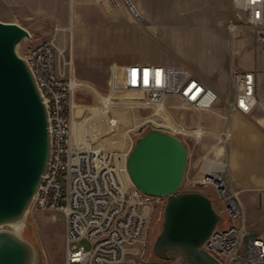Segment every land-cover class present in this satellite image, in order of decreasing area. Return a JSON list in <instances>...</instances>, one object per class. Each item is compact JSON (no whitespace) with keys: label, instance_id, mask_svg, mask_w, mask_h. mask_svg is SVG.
<instances>
[{"label":"built area","instance_id":"obj_1","mask_svg":"<svg viewBox=\"0 0 264 264\" xmlns=\"http://www.w3.org/2000/svg\"><path fill=\"white\" fill-rule=\"evenodd\" d=\"M92 2L113 7L120 4V0ZM232 7L229 31L235 35L252 30L256 47L264 51V0H232ZM22 44L21 54L29 62L47 104L51 134L49 167L32 206L64 214L66 253L62 264H129L130 253L135 255L132 264H179L147 258L144 207L161 197L145 194L133 183L124 186L113 151L75 139L76 110L84 111V120L80 121L85 126L88 113L75 100L83 84L73 72L72 59H58L56 64L64 51H57L52 37L34 44L31 34ZM129 72L132 87L143 93L145 107L168 111L167 99L172 96L181 108L200 112L212 109L219 101L217 90L184 65L138 63L130 65ZM258 72L257 68L241 69L232 61V95L222 129L211 131L201 123L191 126L173 120L163 129L187 145L189 157L207 136L214 138L201 153L191 184L216 192L213 204L223 221L202 248L217 258L218 264H264V229L254 231L248 226L240 191L230 179V161L225 156L231 114H247L258 105ZM114 99L113 92L99 96L101 113L114 104ZM92 116L90 112L88 118ZM82 240H87L90 247L79 245Z\"/></svg>","mask_w":264,"mask_h":264},{"label":"rangeland","instance_id":"obj_2","mask_svg":"<svg viewBox=\"0 0 264 264\" xmlns=\"http://www.w3.org/2000/svg\"><path fill=\"white\" fill-rule=\"evenodd\" d=\"M82 1L0 0V20L27 28L33 35L34 44L55 37L57 33L67 35L60 59L71 58L74 74L86 84L75 97L88 113L86 125L93 121L88 118L92 112L90 107L96 106L98 110L101 106L99 96L113 92L116 98V95L127 94L128 88L132 87L129 62L180 64L191 69L219 93V101L207 112H214L221 118L228 113V99L232 95V61L241 69L255 61L258 66L264 65V51L256 47L252 30L244 29L232 35L228 29L229 20L234 15L232 0H120V4L114 7L94 2L83 4L80 9L75 6ZM72 44L75 50H72ZM19 52H24V44L19 46ZM141 99L132 104L115 102L114 99V104L109 107L112 111L126 112V119L130 120L121 123L124 130L131 129L130 137L120 138L119 149L113 151L119 153L124 162L137 139L152 128L164 129V125L169 127L172 120L189 125L187 114L198 117L196 125L204 124L199 118L204 111L181 108L177 99L167 101L169 113L166 117L158 114L155 108L139 104ZM98 113L101 114L100 109ZM145 118L146 123L137 127ZM100 119L94 126L101 131L99 139L117 132L113 118L104 116ZM142 126L144 131L139 132ZM213 142V136L209 135L195 148L189 157L181 190H202L214 200L216 192L213 188L199 189L191 184L197 175L201 153ZM229 146L230 142L225 148L228 158ZM216 152L219 154L220 151ZM248 194L240 193L244 207L246 205L247 224L250 228H264V207H253ZM167 201V197H161L144 207L148 260L159 259L153 247L162 231ZM22 234L37 246V264H62L66 253L62 212L31 206ZM79 245L90 247L87 240H82ZM128 255L129 264H132L135 255Z\"/></svg>","mask_w":264,"mask_h":264},{"label":"water","instance_id":"obj_3","mask_svg":"<svg viewBox=\"0 0 264 264\" xmlns=\"http://www.w3.org/2000/svg\"><path fill=\"white\" fill-rule=\"evenodd\" d=\"M31 32L0 20V264H37V246L22 233L47 173L51 154L46 101L19 46ZM140 127L139 132H143ZM189 164L187 145L152 128L126 159L132 183L145 194L167 197L162 231L154 243L156 262L218 264L202 248L223 216L202 190L181 188Z\"/></svg>","mask_w":264,"mask_h":264},{"label":"crops","instance_id":"obj_4","mask_svg":"<svg viewBox=\"0 0 264 264\" xmlns=\"http://www.w3.org/2000/svg\"><path fill=\"white\" fill-rule=\"evenodd\" d=\"M74 3V0H72ZM92 0H83L82 2L75 3V6L81 7L83 4H90ZM80 9V8H79ZM54 42L56 44L57 51H64L65 45L63 41L67 39L66 34H56ZM72 50H75L72 44ZM61 58V57H60ZM62 61V59H60ZM152 63H161V62H152ZM137 62H129L127 65H134ZM165 64V63H162ZM129 68V67H128ZM244 69H258L257 74V94H258V105L250 113L234 112L231 114L228 121V128L230 132V146H229V161H230V179L234 187L242 192H248L249 201L253 207L261 209L264 207V65L258 66L255 61L253 64H249ZM116 69V68H115ZM83 86L84 84L82 82ZM209 85V84H208ZM210 86V85H209ZM116 101L119 103L132 104V102H137L140 98L143 97V93L140 90H137L133 87L128 88L127 94L125 95H116ZM170 98L175 99L174 97H168L167 101ZM137 105V104H135ZM92 110L93 116L90 119L93 121L88 125H83V113L84 111L80 108H77V119L74 123V136L75 139L83 140L86 144H94L95 146H101L109 151H114L119 149L120 141L126 136L130 137L128 133L131 129L124 130L121 126L122 122H129L130 120L126 119V112L124 111H112L111 109H103L102 113H98L96 106L90 107ZM101 110V109H100ZM200 114L201 121L204 120V124L211 131L220 130L224 126L225 117L222 115L217 116L215 113L207 112L208 110H203ZM206 111V112H205ZM105 114V115H104ZM101 115V116H100ZM104 116H109L113 118L114 125L116 126V133L110 137L104 139H99L101 131L94 129V126L97 122L101 121L100 118ZM189 117V125L194 126L198 122L194 118V114L185 115ZM193 117V118H192ZM81 120V121H80ZM146 118L142 123L136 125L145 124ZM191 120V121H190ZM223 120V121H222ZM80 121V122H79ZM97 130V131H96ZM117 171L120 180L124 184H129L130 180L126 174V161L124 162L120 158L119 153H114ZM234 171V172H232ZM246 207V205H245ZM254 231H259L264 228L256 229L252 228Z\"/></svg>","mask_w":264,"mask_h":264},{"label":"bare ground","instance_id":"obj_5","mask_svg":"<svg viewBox=\"0 0 264 264\" xmlns=\"http://www.w3.org/2000/svg\"><path fill=\"white\" fill-rule=\"evenodd\" d=\"M142 100H143V97H142V99L140 100V103H139V104H142ZM160 113L163 114V115L165 116V115H167V114L169 113V111H163V112L158 111V114H160ZM165 117H166V116H165ZM171 118H172V117H170V118H168V119H171ZM164 127H168V126H165V125H164ZM169 127H170V126H169ZM126 171H127V169H126ZM127 174H128V172H127ZM128 176H129V174H128ZM129 179H130V183H129V184H131L132 181H131L130 176H129ZM122 183H123V182H122ZM129 184H124V183H123L124 186H128Z\"/></svg>","mask_w":264,"mask_h":264},{"label":"snow or ice","instance_id":"obj_6","mask_svg":"<svg viewBox=\"0 0 264 264\" xmlns=\"http://www.w3.org/2000/svg\"><path fill=\"white\" fill-rule=\"evenodd\" d=\"M157 76H159V73H157Z\"/></svg>","mask_w":264,"mask_h":264}]
</instances>
